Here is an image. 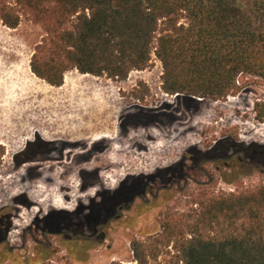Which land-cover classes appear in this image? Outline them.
Returning a JSON list of instances; mask_svg holds the SVG:
<instances>
[{"label":"rangeland","instance_id":"374dc122","mask_svg":"<svg viewBox=\"0 0 264 264\" xmlns=\"http://www.w3.org/2000/svg\"><path fill=\"white\" fill-rule=\"evenodd\" d=\"M8 2L21 22L9 29L0 20V147L5 150L0 216L11 224L0 264H133L132 242L153 239L167 223L184 221L183 216L199 209L195 199L202 194L264 187V79L245 72L237 79V90L218 101L172 95L164 89V67L154 49L149 67L126 79L73 69L61 87H54L31 68L48 37L46 17L41 21L36 12ZM221 141L253 148L248 155L255 158L248 160L259 168L222 175L205 162L203 169L187 170L200 184L214 177L210 186L192 181L187 186L173 178L175 165L189 150L209 152ZM175 181L180 186L169 190ZM145 186L153 196L165 190L157 200L148 196L150 204L138 199L123 219L105 228L104 241L80 253L54 235L55 227L68 233V225L91 235L90 226L104 219L106 195L125 199L122 204L129 208L126 193L144 196ZM52 214L57 215L50 218ZM58 214L64 220L57 221ZM7 248L12 252L4 253ZM174 254L173 246L165 248L152 264H173Z\"/></svg>","mask_w":264,"mask_h":264},{"label":"trees","instance_id":"16d2710c","mask_svg":"<svg viewBox=\"0 0 264 264\" xmlns=\"http://www.w3.org/2000/svg\"><path fill=\"white\" fill-rule=\"evenodd\" d=\"M14 1L41 15V21L46 17L48 37L31 68L54 87H61L73 69L126 79L149 67L154 49L164 67V89L172 95L218 101L237 90L245 72L264 79V0ZM0 20L17 29L21 15L0 0ZM193 150L195 155L189 150L184 161L215 157L212 151ZM4 153L1 146L0 161ZM195 201L199 209L183 216L186 227L183 220L172 221L160 236L132 242L133 264H152L171 246L173 264H264V187L202 194ZM58 216L57 221L64 220ZM10 225L0 216L5 239Z\"/></svg>","mask_w":264,"mask_h":264},{"label":"flooded vegetation","instance_id":"af4514ba","mask_svg":"<svg viewBox=\"0 0 264 264\" xmlns=\"http://www.w3.org/2000/svg\"><path fill=\"white\" fill-rule=\"evenodd\" d=\"M233 148V150H231ZM210 150L213 152V155L215 157L210 158L208 160H202V161H193V160H186L184 161V157L181 159V161L175 165L174 169V176L173 178L178 179H183L186 181V185L189 181H192L193 183L198 184L199 186H210L214 183L215 179L214 177L209 176V174L205 171V174L210 177V180L206 184H200L195 179L187 173V170H194L195 168L200 167V164L205 163V162H210L211 164L214 165V170L218 174L225 175L226 172L230 173H243L244 169H251V171L257 170L259 168L258 165H254L253 163L250 162L248 159H253L255 158L254 156H251L250 153L253 151V148L250 149H244V146L241 143H235L232 141H221L219 143H216L214 147L210 148ZM191 155L192 157L195 155V150L192 149ZM232 152V153H231ZM191 163V165H189ZM261 164L264 165V160L260 162ZM200 169H203L200 167ZM261 173L264 174V169H261ZM177 185L178 187L180 184L178 182H174L169 190L173 188V186ZM188 186V185H187ZM145 193L143 195L139 194H131L127 193L129 195L128 198H126L127 201H132V204L129 208L125 207L122 202L125 200H118L117 202L112 201L113 198H106V203L101 206L102 211L104 212V219L100 220L98 224H94L90 226L91 229V235L85 236L84 231L81 227H76L73 225H68V233L64 232H57L55 231L56 227L54 228V235L55 236H63L66 240L69 241V243L72 244L71 248L78 249L80 253L83 251V248L90 246L93 243L101 242L106 239V234H105V228L111 223V222H117L120 221L121 219L124 218V212H129L131 210V207L133 204L138 200H143L144 203L150 204V200L147 199L148 196H152L154 200H157L160 198V193L161 189L158 190L156 195L153 196V191L150 187L145 186ZM143 190V189H142ZM120 198V197H119ZM110 202V203H109ZM73 238H71V236ZM82 243L83 245L77 246V244ZM7 241L4 238V233L0 231V252H2L3 247L7 245ZM49 248H51V245H48ZM79 247V248H78ZM9 249V248H7ZM12 252V249H11ZM1 257V253H0Z\"/></svg>","mask_w":264,"mask_h":264},{"label":"bare ground","instance_id":"6f19581e","mask_svg":"<svg viewBox=\"0 0 264 264\" xmlns=\"http://www.w3.org/2000/svg\"><path fill=\"white\" fill-rule=\"evenodd\" d=\"M96 140H97V141H100L101 138H98V139H96ZM97 141H96V142H97ZM110 159H111V158H110ZM113 159H116V158L113 157V158H112V161H114ZM102 160H105L104 157H103V159L98 160V161L100 162V161H102ZM110 161H111V160H110ZM112 161H111V162H112ZM119 162H120V161H119ZM119 162H118V161H117V162L115 161V163H119ZM113 163H114V162H113ZM60 204H61V202H60ZM63 208H64V207H63Z\"/></svg>","mask_w":264,"mask_h":264},{"label":"water","instance_id":"95a60500","mask_svg":"<svg viewBox=\"0 0 264 264\" xmlns=\"http://www.w3.org/2000/svg\"><path fill=\"white\" fill-rule=\"evenodd\" d=\"M198 101H201V99H198Z\"/></svg>","mask_w":264,"mask_h":264}]
</instances>
